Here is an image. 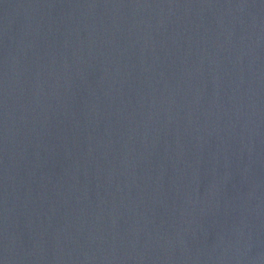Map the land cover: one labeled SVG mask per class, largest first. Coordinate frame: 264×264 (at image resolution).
Listing matches in <instances>:
<instances>
[{
    "label": "water",
    "instance_id": "obj_1",
    "mask_svg": "<svg viewBox=\"0 0 264 264\" xmlns=\"http://www.w3.org/2000/svg\"><path fill=\"white\" fill-rule=\"evenodd\" d=\"M0 264H264V0H0Z\"/></svg>",
    "mask_w": 264,
    "mask_h": 264
}]
</instances>
